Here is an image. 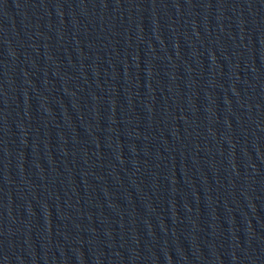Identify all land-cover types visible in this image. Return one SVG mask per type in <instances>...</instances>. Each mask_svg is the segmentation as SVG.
Instances as JSON below:
<instances>
[{
  "label": "water",
  "instance_id": "95a60500",
  "mask_svg": "<svg viewBox=\"0 0 264 264\" xmlns=\"http://www.w3.org/2000/svg\"><path fill=\"white\" fill-rule=\"evenodd\" d=\"M0 264H264V0H0Z\"/></svg>",
  "mask_w": 264,
  "mask_h": 264
}]
</instances>
